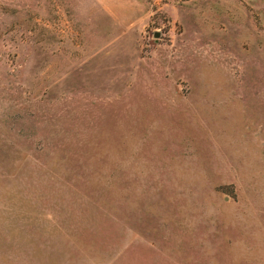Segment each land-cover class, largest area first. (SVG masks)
<instances>
[{"label": "rangeland", "instance_id": "obj_1", "mask_svg": "<svg viewBox=\"0 0 264 264\" xmlns=\"http://www.w3.org/2000/svg\"><path fill=\"white\" fill-rule=\"evenodd\" d=\"M0 264H264V0H0Z\"/></svg>", "mask_w": 264, "mask_h": 264}, {"label": "water", "instance_id": "obj_2", "mask_svg": "<svg viewBox=\"0 0 264 264\" xmlns=\"http://www.w3.org/2000/svg\"><path fill=\"white\" fill-rule=\"evenodd\" d=\"M158 34H155V36H157Z\"/></svg>", "mask_w": 264, "mask_h": 264}]
</instances>
